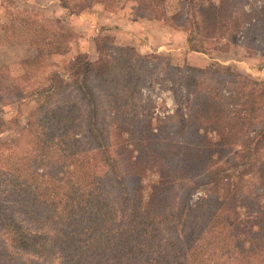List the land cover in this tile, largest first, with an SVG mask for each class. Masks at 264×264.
<instances>
[{
    "label": "trees",
    "instance_id": "1",
    "mask_svg": "<svg viewBox=\"0 0 264 264\" xmlns=\"http://www.w3.org/2000/svg\"><path fill=\"white\" fill-rule=\"evenodd\" d=\"M71 1L60 3L67 10L88 6ZM135 1L139 10L162 9L165 2ZM244 2L200 5L205 29L245 33L242 44L264 45V3L258 11L248 5L247 12ZM24 19L3 27L0 46L27 43L45 55L55 48L40 24L34 29ZM98 50L96 62L79 58L71 66L76 99L42 102L9 139L0 130V252L13 248L30 257L5 264H43L53 252L58 264H264V157L258 153L264 150V84L225 87L220 75L202 78L210 68L174 66L171 88L191 91L190 110L172 131L161 125L155 133L137 109L147 62L129 47ZM62 82L55 74L33 94L59 96ZM111 137L117 138L113 154ZM225 156L228 164L217 166ZM147 171L157 178L143 185ZM246 178L256 185L242 194ZM197 191L203 194L193 199Z\"/></svg>",
    "mask_w": 264,
    "mask_h": 264
},
{
    "label": "rangeland",
    "instance_id": "2",
    "mask_svg": "<svg viewBox=\"0 0 264 264\" xmlns=\"http://www.w3.org/2000/svg\"><path fill=\"white\" fill-rule=\"evenodd\" d=\"M60 1L0 0V34L12 19L15 23H26L24 18L29 17L31 27L36 29L39 27L34 25L40 24L45 40L55 47L48 53L46 51L45 55L41 53L40 47L29 46L27 43L0 46V122L4 123L0 130H6V134L1 136L4 139L12 137L30 112L42 102L44 107H48L76 99V92L71 88V66L79 58L96 62L103 54V51L101 54L98 50L101 47L107 50L112 46L129 47L141 60L147 62L148 71L143 78L137 109L144 125L150 126V130L155 133L161 125L172 131L180 115L190 110L191 91L182 84L176 85L175 89L171 88L174 66L180 69L186 66L204 70L210 68L202 78L207 82L217 81L220 75L227 80L225 87H260L264 84L262 43L253 48L242 44V35L245 33L234 34V31L226 28L210 31L202 24L198 7L210 2L218 4L219 0H165L162 9L143 7L140 10L135 0H86L88 6L81 11L71 8L67 10ZM67 1L73 4L71 0ZM242 1H246L242 8L247 12L248 5L258 11L264 3V0ZM192 21H197L198 26ZM191 51L206 54L208 58L201 59H206L207 63L201 64L202 60L197 61L189 56ZM32 59L28 64L22 63ZM55 74L63 81L65 92L51 99L35 96L33 93L36 89L48 86ZM183 74H186L185 71ZM100 107L99 123L105 130L108 117L102 101ZM116 139L107 138L111 154ZM85 142L88 143V139L85 138ZM4 145L8 146V143ZM89 149L99 173L107 176L108 172L98 163L97 154L90 144ZM258 153L264 157V150ZM229 160V156H225L217 166L228 164ZM156 178V172L147 171L141 182L149 185ZM253 180H243L240 186L242 194L256 185ZM224 183H220L219 191ZM184 187L179 185L177 190L181 192ZM4 189L1 187L2 191ZM202 191L195 192L193 199L202 195ZM142 195L145 196L146 192ZM239 211L243 210L240 208ZM190 234L186 230L181 235L187 241ZM14 257L26 261L30 259L16 249L7 248L0 252V264ZM41 262L58 264V259L53 252L48 261Z\"/></svg>",
    "mask_w": 264,
    "mask_h": 264
},
{
    "label": "crops",
    "instance_id": "3",
    "mask_svg": "<svg viewBox=\"0 0 264 264\" xmlns=\"http://www.w3.org/2000/svg\"><path fill=\"white\" fill-rule=\"evenodd\" d=\"M202 55V56H201ZM189 56H191L192 58H194L195 60H202V62H201V64H205V63H207V61H206V59H201V58H203V57H206V58H208L207 57V55L206 54H204V53H201V52H195V51H191V53L189 54ZM191 65V64H190ZM198 66H200V63L198 64Z\"/></svg>",
    "mask_w": 264,
    "mask_h": 264
}]
</instances>
